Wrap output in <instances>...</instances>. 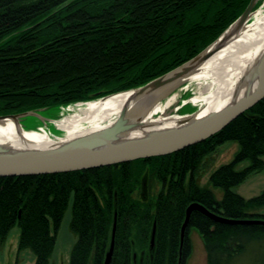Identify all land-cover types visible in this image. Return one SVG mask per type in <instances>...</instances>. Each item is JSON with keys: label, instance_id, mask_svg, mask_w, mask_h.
Instances as JSON below:
<instances>
[{"label": "trees", "instance_id": "1", "mask_svg": "<svg viewBox=\"0 0 264 264\" xmlns=\"http://www.w3.org/2000/svg\"><path fill=\"white\" fill-rule=\"evenodd\" d=\"M250 0H0V115L69 103L141 86L211 44ZM258 4V2H257ZM226 141L239 150L199 176L204 158ZM264 98L207 139L173 153L85 170L0 177V248L14 225L18 251L50 264L72 197L69 264H186L189 230L202 238L207 264H229L256 242L264 264V225L214 221L186 209L198 203L232 220H263L264 189L244 198L232 187L264 169ZM248 161L243 168L239 163ZM157 180L146 198L140 187ZM142 185V186H141ZM153 225L154 245L150 248Z\"/></svg>", "mask_w": 264, "mask_h": 264}, {"label": "water", "instance_id": "2", "mask_svg": "<svg viewBox=\"0 0 264 264\" xmlns=\"http://www.w3.org/2000/svg\"><path fill=\"white\" fill-rule=\"evenodd\" d=\"M257 2L258 0H250L242 14L234 22L211 44L189 60L141 86L117 92H131L141 102L143 101L142 105L136 110L137 112L130 114L127 107H124L117 118L109 125L46 148H15L0 143V177L85 170L136 159L167 155L201 142L223 129L232 120L264 98V53L257 59L254 69L242 79L241 93L235 92L230 101L219 109L203 115L198 114L199 109L185 115L165 114L166 117L178 116L176 123L149 131H144V126L146 120L155 113L153 109L164 96L165 90L171 85L184 81L192 72L193 67L206 60L213 52L209 51L210 47L219 41L226 31L231 27L245 25L252 16ZM114 94L116 93L103 95L98 97L97 100ZM44 111L45 108H41L0 115V122L12 119L20 130L27 131L22 125V121L27 116L42 119L44 124L52 120L42 115ZM158 117L153 116L152 118ZM194 210L200 211L214 221L223 223H261L264 225L263 220L227 219L198 203H191L186 209L185 220L181 227V244L189 216ZM116 216L117 212L114 210L111 241L103 264H110L111 261L114 249ZM154 235L155 225H153L151 232L150 248L154 245Z\"/></svg>", "mask_w": 264, "mask_h": 264}, {"label": "bare ground", "instance_id": "3", "mask_svg": "<svg viewBox=\"0 0 264 264\" xmlns=\"http://www.w3.org/2000/svg\"><path fill=\"white\" fill-rule=\"evenodd\" d=\"M209 51L213 52L200 65L193 67L192 72L185 78L209 79V82L199 84L204 91L213 88L203 99L204 106L199 109V115L219 109L230 101L235 92L241 93L242 79L254 69L257 59L264 53V11L259 12L249 24L231 27ZM176 85L177 83L171 85L165 91H170ZM142 102L131 92H122L104 99L73 105L76 107L73 115L55 121V127L66 133L61 137L51 136L45 129L22 131L12 119H6L0 122V143L15 148L50 147L109 125L124 107H127L130 114L135 113ZM158 107L156 105L153 110L156 111ZM164 115L158 118H152L153 115L149 117L144 131L171 126L178 119V116Z\"/></svg>", "mask_w": 264, "mask_h": 264}, {"label": "rangeland", "instance_id": "4", "mask_svg": "<svg viewBox=\"0 0 264 264\" xmlns=\"http://www.w3.org/2000/svg\"><path fill=\"white\" fill-rule=\"evenodd\" d=\"M263 11L264 0H258V4L255 5L253 14L247 21V24L251 23L259 12ZM200 82H209V79H185L177 84L173 89L164 94L158 103L159 107L155 113H153V116H162L163 114L185 115L203 107V99L212 92L213 88L210 89V91H204L199 84ZM92 100H97V98L69 103L58 108H46L45 111L42 112V115L52 119L51 121L44 124L42 119L34 116H27L22 121V125L27 131H33L30 129H35V131L45 129L47 132L51 133V136H65L66 133L55 127V121L73 115L76 112V107L74 108L73 105L79 103L84 104ZM238 150L239 144L237 142L226 141L218 146L214 152L207 155L204 158L205 160H208L205 162L207 167L203 166L202 172L199 176L200 184L202 186H208V179L211 172H213L219 165L231 161ZM248 164V161H244L239 163L237 168H243ZM209 187L213 190L217 199L222 197V189L211 185H209ZM139 189L146 198L153 197L160 189V183L157 180H154L150 183V187L147 188L145 185L144 188L140 187ZM263 189L264 169L249 175L242 183L232 187V190L235 193L244 198L256 196ZM72 200L71 197L58 229L50 264H69L70 251L76 240L75 235L69 229L72 214ZM260 212H264V207L260 209ZM19 234L20 228L16 224L10 229L4 244L0 248V264H33L35 257L30 250L26 249L18 251L17 246ZM189 238L191 251L186 260V264H207L206 250L202 238L195 228L189 230ZM261 255L262 249H260L256 242H252L247 245L244 252L239 253L232 258L229 264H260Z\"/></svg>", "mask_w": 264, "mask_h": 264}]
</instances>
